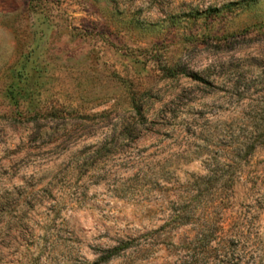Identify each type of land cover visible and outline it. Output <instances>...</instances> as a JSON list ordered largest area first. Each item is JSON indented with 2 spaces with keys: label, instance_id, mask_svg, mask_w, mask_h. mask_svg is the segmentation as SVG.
<instances>
[{
  "label": "rangeland",
  "instance_id": "1",
  "mask_svg": "<svg viewBox=\"0 0 264 264\" xmlns=\"http://www.w3.org/2000/svg\"><path fill=\"white\" fill-rule=\"evenodd\" d=\"M0 264H264V0H0Z\"/></svg>",
  "mask_w": 264,
  "mask_h": 264
},
{
  "label": "trees",
  "instance_id": "2",
  "mask_svg": "<svg viewBox=\"0 0 264 264\" xmlns=\"http://www.w3.org/2000/svg\"><path fill=\"white\" fill-rule=\"evenodd\" d=\"M164 71L166 73L167 78H175L176 74H175V70L174 69L166 68ZM222 203H224V201ZM174 223H175L176 226L177 225L179 226V225H182L183 223H185V220H183V218H179ZM130 245H131L130 243H125V244H122V246H118V247H115V248L109 250L107 252L108 256L103 258L102 260H100V262L105 263V262H107V261L119 256L124 250L130 248Z\"/></svg>",
  "mask_w": 264,
  "mask_h": 264
}]
</instances>
